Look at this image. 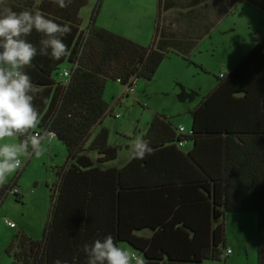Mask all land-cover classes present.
<instances>
[{
	"label": "trees",
	"instance_id": "obj_1",
	"mask_svg": "<svg viewBox=\"0 0 264 264\" xmlns=\"http://www.w3.org/2000/svg\"><path fill=\"white\" fill-rule=\"evenodd\" d=\"M101 2L96 0L87 25L80 28L75 15L87 0L74 2L75 14L66 19L56 17L59 6L53 13L47 0H6L17 13L40 11L71 28L63 37L68 56L56 61L38 53L25 69L43 89L33 101L40 118L33 133H53L66 157L49 187L41 238L21 235L6 251L11 264H88L85 245L107 235L117 246L125 243L140 252L147 264L219 261L226 229L218 221L225 214L256 216V264H264V37L230 72L214 76V88L189 111V133H180L168 117L152 118L142 139L149 141L153 152L146 157H156L157 168H149L151 159L147 164L146 158H132L122 168L101 170L98 166L114 162L120 149L108 144L109 132L102 126L113 111L103 98L106 83L150 81L166 56L98 26ZM41 38L31 43L39 48ZM65 61L67 82L62 78ZM168 152L172 158L164 156ZM18 176L0 185V205ZM191 187L202 191L200 200L192 199ZM13 197L22 198L19 193ZM150 208L155 226L146 223ZM148 228L153 232L149 239L135 235Z\"/></svg>",
	"mask_w": 264,
	"mask_h": 264
},
{
	"label": "rangeland",
	"instance_id": "obj_2",
	"mask_svg": "<svg viewBox=\"0 0 264 264\" xmlns=\"http://www.w3.org/2000/svg\"><path fill=\"white\" fill-rule=\"evenodd\" d=\"M123 2V0L102 1L96 16L97 24L100 23L101 26L120 33H137L135 31L145 24V9L150 6L149 2L148 0L142 1L141 7L144 10L140 15L142 19L138 18L137 12H133L130 14V20L123 19L121 9ZM95 3L96 0H88L86 7L80 12L84 28ZM153 14L156 16V9L151 16ZM249 27L252 30H263L264 14L263 11L245 6L242 15H239L238 11L234 20L228 17L222 26L194 49L193 54H185L184 56L187 57H184L176 56L175 53L170 52L169 55H166L153 78L150 81L138 80L135 82L132 92L123 94V87L120 84L108 81L106 98L113 111L104 118L102 124L109 132L108 144L119 146L140 139L145 133L148 123L156 114L167 116L174 124L186 125V129L189 130L192 123L189 111L199 103L201 97L207 94L215 83L214 76H217L214 75L216 74L215 70L220 67L221 62L219 61L226 50L223 42L232 41L239 36L248 40L250 37ZM146 48H151V45H146ZM196 62H205L203 64L208 71L203 70ZM115 115L118 118H115ZM16 142H18L16 138H10L0 141V144ZM46 142L48 141L44 140L42 143L40 155L32 153L35 156L30 159L28 164L25 162L26 156H21L22 165L26 164L25 168L20 169L19 173L18 169L10 174L3 184H10L19 174L16 181L18 187H14L18 191L20 190L23 195H21L20 202L16 201L12 195H8L0 205V264H11L12 255L8 256L6 251L11 244L15 245L21 235L33 240L41 238L49 209V197L46 194L49 192V188L47 190L46 185L50 187L52 182H55L56 169L53 166L61 164L62 157V154H58V149L66 151L60 142L57 140L53 142L57 147L59 145V148L56 150L52 147L54 154L51 162L47 151L52 148ZM132 153L122 147L118 152L117 160L114 161L115 165L123 166ZM19 194L21 193L19 192ZM231 217L240 219L241 223L232 224L229 220ZM226 219L230 225L226 229L225 246L231 248L230 246L234 244V254L242 257L243 261L248 264H255L256 216L228 214ZM5 221L13 223L15 229L8 227ZM235 236L241 238V242L236 241ZM243 246L247 247L248 253L247 251L245 253Z\"/></svg>",
	"mask_w": 264,
	"mask_h": 264
},
{
	"label": "clouds",
	"instance_id": "obj_3",
	"mask_svg": "<svg viewBox=\"0 0 264 264\" xmlns=\"http://www.w3.org/2000/svg\"><path fill=\"white\" fill-rule=\"evenodd\" d=\"M70 0H57L60 8L68 7ZM33 31L42 35L39 48L28 41ZM66 23L60 25L36 11H13L0 0V141L16 138L19 142L0 144V185L21 166V156L30 152L40 155L43 136L34 134L40 124L39 112L33 101L43 89L32 82L25 71L40 56H51L59 61L69 55L63 37L70 34ZM53 137V133H46ZM20 137L25 139L20 140ZM132 153L133 159L143 160L152 154L149 141L138 139ZM88 264H147L142 255L117 246L112 235L97 239L91 246L85 245ZM54 264H62L60 260Z\"/></svg>",
	"mask_w": 264,
	"mask_h": 264
},
{
	"label": "crops",
	"instance_id": "obj_4",
	"mask_svg": "<svg viewBox=\"0 0 264 264\" xmlns=\"http://www.w3.org/2000/svg\"><path fill=\"white\" fill-rule=\"evenodd\" d=\"M123 1L124 2L123 4H121V9L123 11L122 13H123L124 20H130V14H132L133 12H137L139 15L138 18H141L140 15H142V12H144L143 8L141 7L143 0H123ZM47 2L51 3L52 10L54 13V9L58 6V4L55 3V0H47ZM74 2L77 3L78 0H70V3H68V7L66 8L58 7V9L55 10L56 17L66 19V18H70L71 16H73L75 14V12L73 13V10L75 11L74 6L76 5ZM148 2L150 6L145 9V13L148 14V15L145 14V24H143L137 31H135L137 33H133V34L120 33V32H116L115 30L111 28L101 26L100 23L97 24L96 22V24L106 30L109 29V31L119 36L125 37L141 46L146 47V45L147 46L151 45V48H153V50L159 51L161 53H165L166 55H169L170 52H173L175 53L176 56L178 55L184 56L185 54H189V55L193 54L194 49L198 45H200L201 42L206 40L208 36L212 35L217 28L222 26L223 23L228 19V17H230L231 20H234L237 17L238 11H239V15H242L244 13L245 6H247L248 8H252L253 10L263 11V14H264V0H161L159 9H158L159 0H148ZM87 3H88V0H87ZM86 5L84 7H86ZM83 8H81L75 15V17L81 23L80 28H84L82 27V20L80 18V12ZM154 9H156L155 15L157 16V13H159L160 15L156 33L154 29L155 23H156L155 22L156 16H154V14L153 16H151V14L154 12ZM35 12L36 11H34L33 13ZM136 20L138 21V19ZM144 25L145 27H143ZM249 30H250V37L248 40H245L244 38H241L239 36L236 39H232L233 42L231 40H226L223 42L224 45L226 46L225 54L221 57L219 61L221 62V65L219 68H216L217 69L215 70L216 74L214 75L218 76V75H222V74H226L230 72L244 58V56L249 52V50L264 37V29L257 31V30H252L249 27ZM38 36H41V34L33 31L32 35L29 36L27 39L29 42H32ZM184 57H187V56H184ZM203 63L205 62H196V64L201 66L203 70L208 71V69ZM68 65H69L68 62L65 61L61 67L62 69L67 70L69 67ZM214 86H215V83L211 86L209 92L214 88ZM106 87H107V83L105 85L103 98L108 103L107 98H106ZM159 115H162V114H159ZM171 122L175 127L183 128L184 133H189L191 131V127L189 130H187L186 125H183L181 123L174 124L172 120ZM147 128H148V125H147ZM144 134H142L140 139L143 138ZM44 140L48 141L46 143H48V145L51 148L54 147L56 150L57 148H59V145L57 147V145H54L55 143H53V142H56V140L50 141L46 138L42 140V143ZM136 141L137 140H133L131 141L130 144H120L119 146H113V147H120L119 151L121 150L122 147H125L128 152L132 153L134 150L133 146ZM189 149H191L190 143L185 146V149L183 150L184 153L188 151ZM58 150H59L58 154L60 155L62 154L61 164L57 166H53L55 167V169L63 165L65 161V157H66V151L65 152L63 150L61 151V149H58ZM52 151H54L53 148L52 150L47 151L48 157L50 159L49 161L51 162H52V156L54 154V152ZM30 154H32V152L26 155V159H25L26 164H28L30 162V159L33 156H35V154H32L30 158H28ZM172 155L173 153L168 152L167 155H164V156L165 157L169 156L170 158H172ZM55 156L57 157V153L55 154ZM152 158H153L152 155L146 157L147 164H148V160L150 159L153 160ZM131 159H132V154L130 155L127 162L123 166H116L115 162H111L108 164L100 165L98 167L101 170H107V169H112V168H122L126 166V164H128ZM155 159L153 160L154 162L151 161V163L148 164L150 169L152 165L155 166L156 168L158 167L155 163ZM26 164L22 165V167L19 168L18 172H20V169L23 170ZM141 167L143 168V165ZM53 183L54 181L52 182V184ZM48 188L49 187L46 185L47 190ZM190 190L194 194V197L192 196V199L200 200L202 198L201 190L195 187H191ZM19 192L21 193L20 195H23L20 190ZM46 194H47V197H49V192H47ZM127 206L128 204L126 205V207ZM127 211L129 210L127 209ZM151 211L152 210L150 208L146 223H152L154 224L153 226H155L157 224V219L155 218V215ZM158 211L160 215L164 217V213L162 212V210L158 209ZM227 215L228 214H225L222 217V220L218 221V223H221V222L224 223L225 229H227V227H229L230 225L226 219ZM232 215H240V214H232ZM229 220L232 224H235V225H238L239 223H241L240 219H232L231 217V219ZM216 223H213V224L216 225ZM12 229H15V227ZM152 233L153 232L150 230V228H148V229H143L139 232H136L135 235L138 237L144 238V239H149ZM234 238L236 241L241 242V238H238L237 236H235ZM119 247L124 248L126 250H132L135 253L142 255L140 252L133 250L130 246H128L125 243L119 244ZM230 247L231 248H227L224 244V250L222 252V256L219 261H205L202 264H248L243 261L242 257H239L236 254H234V249H235L234 244H232ZM243 248L246 253L247 247L243 246ZM227 250L231 251V253L228 255H226ZM255 253H256V250H255ZM255 264H256V257H255Z\"/></svg>",
	"mask_w": 264,
	"mask_h": 264
},
{
	"label": "built area",
	"instance_id": "obj_5",
	"mask_svg": "<svg viewBox=\"0 0 264 264\" xmlns=\"http://www.w3.org/2000/svg\"><path fill=\"white\" fill-rule=\"evenodd\" d=\"M69 76H70V71L69 70H64V71H62V78L65 80V82H67L68 80H69ZM117 83L118 84H120L119 83V81L117 80ZM134 84H135V82H132L131 84H127V85H121L122 87H123V94H126V93H130V92H132L133 91V89H134ZM115 118H118V116L117 115H115L114 116ZM178 131L180 132V133H183V128H179L178 129ZM34 134H38V135H41V136H43L44 137V139H48V140H50V141H52V140H54V138L53 137H49V136H47L46 134H41V133H39V132H36V133H34ZM183 145V142H179V146H182ZM19 193V191L15 188V187H13V188H11V189H9L8 190V195H16V194H18ZM5 224L8 226V227H10V228H14L15 227V225L13 224V223H11L10 221H5ZM231 252L229 251V250H227L226 251V255H228V254H230Z\"/></svg>",
	"mask_w": 264,
	"mask_h": 264
}]
</instances>
